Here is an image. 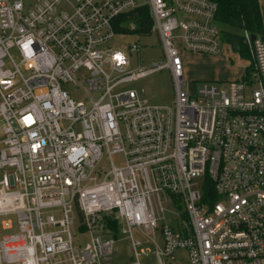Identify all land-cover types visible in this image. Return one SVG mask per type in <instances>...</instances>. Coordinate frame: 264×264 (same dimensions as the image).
Returning a JSON list of instances; mask_svg holds the SVG:
<instances>
[{"label":"built area","instance_id":"1","mask_svg":"<svg viewBox=\"0 0 264 264\" xmlns=\"http://www.w3.org/2000/svg\"><path fill=\"white\" fill-rule=\"evenodd\" d=\"M140 7L162 61L129 71L136 43L107 44ZM215 12L213 0H0V264H108L118 238L123 264L147 244L155 264H264L261 36L240 32L246 76L183 89L179 48H231ZM161 69L171 105L118 90Z\"/></svg>","mask_w":264,"mask_h":264},{"label":"rangeland","instance_id":"2","mask_svg":"<svg viewBox=\"0 0 264 264\" xmlns=\"http://www.w3.org/2000/svg\"><path fill=\"white\" fill-rule=\"evenodd\" d=\"M33 1L35 0H24L25 3H30ZM145 1L146 0H136L137 3H142ZM130 43H136L137 51L133 53H127L129 71H135L138 68L146 70L151 68L153 64H158L162 61L161 45L154 33H149L146 35H139L135 32L125 34L116 33L107 46L113 49H123L128 47ZM225 45H228V43L226 41L225 43L222 41L221 46ZM176 47L178 48V46ZM226 47L227 46H225L224 49H227ZM231 50L234 52L236 48L231 47ZM178 51V57L182 67L183 89L188 93H190L192 88H196L200 83L210 81V83L216 85L218 83L221 84V82L218 81L199 79V73H204L205 70L209 72H216L217 70L224 69L236 70V68H240V65H242V63L238 62L237 59L231 58L233 54L229 50H226L223 53L224 60L222 62H214L213 64L193 62L190 60L191 55H193L192 53H188L180 48ZM248 59H250L249 55ZM77 78L81 83H84L85 78L83 73L79 74ZM225 81H231V79ZM65 89L75 101H81L86 105V107L89 106L86 94L81 88L68 85ZM118 90L134 91L141 102L143 101L147 106L151 107L171 105L173 100L172 83L170 75L166 69L155 70L142 78L122 85L118 88ZM90 94L93 98L96 97V93L91 92ZM112 159L115 164L120 163V155L114 154L112 155ZM102 161L105 168H107L105 158H103ZM2 172L3 171L0 170V178ZM73 233L75 236V243L77 245L84 246L88 240V235L84 232L77 231L76 228H73ZM113 247L114 252L110 255L108 264H123L132 259V249L130 243L127 240L118 238L114 242ZM140 248H145L143 253L139 252V248L137 249L140 253V264H155L153 246L147 244L140 246ZM175 256L177 260L181 262L184 259V253L181 250L177 251Z\"/></svg>","mask_w":264,"mask_h":264},{"label":"trees","instance_id":"3","mask_svg":"<svg viewBox=\"0 0 264 264\" xmlns=\"http://www.w3.org/2000/svg\"><path fill=\"white\" fill-rule=\"evenodd\" d=\"M216 4L215 22L222 29L223 39L232 45L235 52L243 59H248V51L240 35L246 31L252 35L262 34V24L256 0H213ZM120 19V18H119ZM122 26L117 32L122 34L135 32L146 35L150 20L147 9L140 7L121 17ZM250 64L246 67L245 76L250 71Z\"/></svg>","mask_w":264,"mask_h":264},{"label":"crops","instance_id":"4","mask_svg":"<svg viewBox=\"0 0 264 264\" xmlns=\"http://www.w3.org/2000/svg\"><path fill=\"white\" fill-rule=\"evenodd\" d=\"M257 1V5H258V9H259V13H260V20H261V24H262V40L264 41V0H256ZM227 49H224V47L222 48L221 52L215 56V57H210V56H205V55H200V54H193L191 55V59L193 62H197V63H209V64H213L214 62L216 63H220L224 60V56L223 53L226 50H229L232 52V59H237L238 62H241L242 65H240V68H236V70H230V69H224V70H217L216 72H209L207 70L204 71V73H199L200 76H198L199 79L202 80H211V81H218V82H227L225 80L228 79H240L242 78L245 74L246 71V67L249 66V60L247 59H243L242 57L239 56V54L237 52H233L231 50V48L229 49L228 47H226ZM237 57H236V56ZM210 82V81H208Z\"/></svg>","mask_w":264,"mask_h":264},{"label":"water","instance_id":"5","mask_svg":"<svg viewBox=\"0 0 264 264\" xmlns=\"http://www.w3.org/2000/svg\"><path fill=\"white\" fill-rule=\"evenodd\" d=\"M252 37H253V36H252ZM261 38H262V37H261ZM251 39H252V38H251ZM231 47L234 48V43H232Z\"/></svg>","mask_w":264,"mask_h":264}]
</instances>
